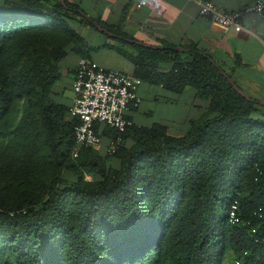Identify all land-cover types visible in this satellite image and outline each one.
Listing matches in <instances>:
<instances>
[{
    "label": "trees",
    "instance_id": "1",
    "mask_svg": "<svg viewBox=\"0 0 264 264\" xmlns=\"http://www.w3.org/2000/svg\"><path fill=\"white\" fill-rule=\"evenodd\" d=\"M92 21L125 36L70 0H0V264H264V105L194 44L106 43L209 106L182 135L126 114L123 133L95 126L114 153L78 145L53 89L69 54L91 61Z\"/></svg>",
    "mask_w": 264,
    "mask_h": 264
},
{
    "label": "crops",
    "instance_id": "2",
    "mask_svg": "<svg viewBox=\"0 0 264 264\" xmlns=\"http://www.w3.org/2000/svg\"><path fill=\"white\" fill-rule=\"evenodd\" d=\"M70 1L78 3L87 16L100 18L119 27L125 34H106L94 25L81 28L82 35L92 48L91 61L96 67L136 75L135 65L118 51L104 47L106 43L122 46L135 55L137 50L130 45L155 49L162 42H167L184 51L185 47L194 44L224 67L246 94L264 105V17L246 15L243 19L245 29L236 32L201 16L198 5L192 0H148L143 7L138 6L140 0ZM212 1L220 9L233 12L255 0ZM79 61L80 58L73 53L61 61V78L53 89L57 102L72 105V85ZM160 69L166 71L171 67L165 63L160 65ZM68 91L71 93L68 94ZM139 95L142 100L140 106L127 115L142 126L164 124L173 135L178 134L174 133L176 129L169 123H177L184 134L188 122L199 118L209 106V100L198 97L192 88L178 94L146 80L139 89ZM111 142L112 139L103 137L102 144L95 149L107 152Z\"/></svg>",
    "mask_w": 264,
    "mask_h": 264
},
{
    "label": "built area",
    "instance_id": "3",
    "mask_svg": "<svg viewBox=\"0 0 264 264\" xmlns=\"http://www.w3.org/2000/svg\"><path fill=\"white\" fill-rule=\"evenodd\" d=\"M198 5L199 14L211 21L236 32L245 29L243 19L248 14L264 17V0H255L252 4L233 12L220 9L212 0H192ZM148 0H140L143 7ZM143 80L119 70L96 67L88 59H80L77 73L73 81L74 98L70 107V116L78 117L75 128V138L78 145L97 148L103 138L97 134L95 126L98 123L125 132L134 125L126 114L137 109L142 100L139 89ZM120 138L112 141L108 151L114 153L120 144ZM77 155V152L74 154ZM237 206L230 210L232 222L238 221ZM239 264V262H237Z\"/></svg>",
    "mask_w": 264,
    "mask_h": 264
},
{
    "label": "water",
    "instance_id": "4",
    "mask_svg": "<svg viewBox=\"0 0 264 264\" xmlns=\"http://www.w3.org/2000/svg\"><path fill=\"white\" fill-rule=\"evenodd\" d=\"M61 2L65 5V0H61ZM92 24L96 27V28H98L100 31H102V32H104V33H106V34H110V35H112L107 29H105V28H103V27H101L98 23H96V22H94V21H92ZM212 62H214L213 60H212ZM230 82H231V84L236 88V90H238L240 93H242L243 94V92L241 91V89L230 79Z\"/></svg>",
    "mask_w": 264,
    "mask_h": 264
},
{
    "label": "rangeland",
    "instance_id": "5",
    "mask_svg": "<svg viewBox=\"0 0 264 264\" xmlns=\"http://www.w3.org/2000/svg\"><path fill=\"white\" fill-rule=\"evenodd\" d=\"M71 92L70 91H68V94H70ZM164 123H166L167 121H163ZM170 125H173L174 127H175V129H176V131L174 132L175 134H183V131H182V129H180V126L177 124V123H173V122H171V123H169ZM181 130V131H180Z\"/></svg>",
    "mask_w": 264,
    "mask_h": 264
}]
</instances>
